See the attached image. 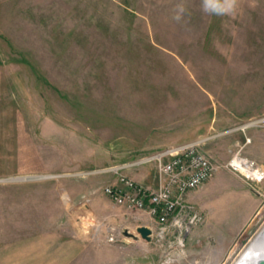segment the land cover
<instances>
[{
    "label": "rangeland",
    "instance_id": "obj_1",
    "mask_svg": "<svg viewBox=\"0 0 264 264\" xmlns=\"http://www.w3.org/2000/svg\"><path fill=\"white\" fill-rule=\"evenodd\" d=\"M178 2L0 0V264H235L260 234L264 180L227 163L242 147L264 168V0L235 17L184 0L187 26ZM193 141L219 169L187 196L188 232L103 192L121 175L155 189L139 162ZM229 197L247 199L240 223L203 230Z\"/></svg>",
    "mask_w": 264,
    "mask_h": 264
},
{
    "label": "built area",
    "instance_id": "obj_2",
    "mask_svg": "<svg viewBox=\"0 0 264 264\" xmlns=\"http://www.w3.org/2000/svg\"><path fill=\"white\" fill-rule=\"evenodd\" d=\"M201 145L202 141H193L168 147L143 158L139 163L156 164L160 182L155 189L121 175L118 185H106L103 192L116 205L148 213L161 225L162 232L170 228L179 230V235L188 232L200 219V215L187 202V196L211 179L219 169ZM227 166L231 171L254 182L264 180V168L245 157L242 147L233 154Z\"/></svg>",
    "mask_w": 264,
    "mask_h": 264
},
{
    "label": "crops",
    "instance_id": "obj_3",
    "mask_svg": "<svg viewBox=\"0 0 264 264\" xmlns=\"http://www.w3.org/2000/svg\"><path fill=\"white\" fill-rule=\"evenodd\" d=\"M198 193L199 192L195 193L192 191L188 195H189L190 199H194L195 197L197 198ZM217 201L222 203V204H219V206H221V207H220V209H215V210L206 212L205 218H207V223L203 227V230H205L207 232H209V231L213 232L214 234H216L220 237H223L227 230L230 231L233 229L234 226H236L235 223H240V221H241L240 216L235 217V214H232V212L234 213L236 210H238L239 209L238 207L241 206L244 201L247 202V199L240 198V197H229V198H220V199H217ZM224 205H226L228 207L227 208L222 207ZM244 212H245V217H248V213L246 212V210H244ZM238 213H242V210L239 209L237 214ZM244 220H245V218H244ZM238 226H240V225H238ZM240 228H241V226H240ZM202 233H204V232L195 231L193 233V235H194L193 238L201 236ZM213 238H215V237H213ZM218 242H220V241H218ZM226 259H228V257L225 258V260ZM210 260H211V262L209 261V263H215V264H223V262L225 261V260L224 261L221 260V257L218 259V257H216V256H214V258L211 257Z\"/></svg>",
    "mask_w": 264,
    "mask_h": 264
},
{
    "label": "clouds",
    "instance_id": "obj_4",
    "mask_svg": "<svg viewBox=\"0 0 264 264\" xmlns=\"http://www.w3.org/2000/svg\"><path fill=\"white\" fill-rule=\"evenodd\" d=\"M241 9V0H200L199 10L204 15L235 17ZM189 10L184 0H179L172 9L171 19L177 24L187 26Z\"/></svg>",
    "mask_w": 264,
    "mask_h": 264
},
{
    "label": "bare ground",
    "instance_id": "obj_5",
    "mask_svg": "<svg viewBox=\"0 0 264 264\" xmlns=\"http://www.w3.org/2000/svg\"><path fill=\"white\" fill-rule=\"evenodd\" d=\"M262 262H264V228L235 264H261Z\"/></svg>",
    "mask_w": 264,
    "mask_h": 264
},
{
    "label": "water",
    "instance_id": "obj_6",
    "mask_svg": "<svg viewBox=\"0 0 264 264\" xmlns=\"http://www.w3.org/2000/svg\"><path fill=\"white\" fill-rule=\"evenodd\" d=\"M38 178H40V177L31 176V177H26L24 179L32 180V179H38ZM138 231L141 233L143 238L150 240V235H151L152 231L148 227H140L138 229ZM261 264H264V262H262Z\"/></svg>",
    "mask_w": 264,
    "mask_h": 264
},
{
    "label": "flooded vegetation",
    "instance_id": "obj_7",
    "mask_svg": "<svg viewBox=\"0 0 264 264\" xmlns=\"http://www.w3.org/2000/svg\"><path fill=\"white\" fill-rule=\"evenodd\" d=\"M237 251L235 252V255H236Z\"/></svg>",
    "mask_w": 264,
    "mask_h": 264
}]
</instances>
